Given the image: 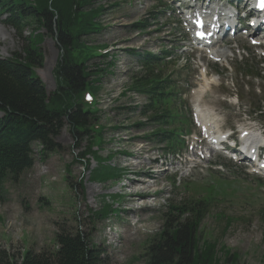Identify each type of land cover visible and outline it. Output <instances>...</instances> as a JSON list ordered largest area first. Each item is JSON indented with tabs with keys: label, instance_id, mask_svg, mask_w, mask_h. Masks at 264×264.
Listing matches in <instances>:
<instances>
[{
	"label": "rangeland",
	"instance_id": "374dc122",
	"mask_svg": "<svg viewBox=\"0 0 264 264\" xmlns=\"http://www.w3.org/2000/svg\"><path fill=\"white\" fill-rule=\"evenodd\" d=\"M84 1L87 4L81 7L64 0V7L79 15L99 10L93 19L98 28L81 32L76 45L90 74L87 91L79 101L94 110L91 128L80 135L79 150H75L76 141L67 127L55 139L60 151L47 153L38 143L32 145L33 167L20 176L18 198L7 196L0 204V248L17 256L28 251L55 252L56 234L76 229L88 233L90 244L104 251L108 264H149V249L165 232L168 207L207 201L194 255L206 248L212 251L215 264H264V193L255 183L221 179L211 173L188 189H174L166 170H175L177 161L167 158V163H173L171 168L149 162L153 155L149 152L161 149V144L146 138L152 128L139 126L148 125L140 117L146 100L126 90L138 67L125 51L168 50L179 34L169 27L149 36L133 29L155 9L154 0ZM36 3L34 0L32 5ZM162 21L165 19L159 25ZM31 34L42 35L41 42L35 44L43 64L33 69V74L47 94H53L58 84L55 68L62 52L44 29L34 33L29 29L20 37L0 25V57L20 53ZM178 65L182 62L168 66L165 73L179 69ZM201 85L196 70L191 79L192 99ZM101 167H109L118 178L109 179L110 174H102ZM156 170L160 173L149 175ZM208 187L214 190L210 192Z\"/></svg>",
	"mask_w": 264,
	"mask_h": 264
},
{
	"label": "trees",
	"instance_id": "16d2710c",
	"mask_svg": "<svg viewBox=\"0 0 264 264\" xmlns=\"http://www.w3.org/2000/svg\"><path fill=\"white\" fill-rule=\"evenodd\" d=\"M73 4L82 7L87 3L73 0ZM0 6L11 9L12 23L9 26L18 36L22 37V32L29 29L32 33L44 29L62 52L55 68L58 84L53 94H47L33 74V69L43 64L35 44L37 40L41 42L42 35H28L20 53H13L5 61L0 60V113L5 116L0 124V174L18 177L33 167V144L38 143L47 153L60 151L55 139L67 127L76 141L75 150H79L80 135L88 133L91 128L94 110L87 107L82 99L79 101L87 91L90 74L82 65V55L76 45L81 32L89 33L98 28L93 19L98 17L94 12L99 10L81 15L69 13L64 0H37L35 7L26 0H8ZM145 28L144 21L133 25V29L140 32ZM149 65L140 67L132 75L126 90L146 97L147 103L142 106L140 117L147 123L171 126L172 113L168 106L164 108V105H171V101L165 97L164 85L160 83L168 78L163 76L160 64ZM139 126L145 127L144 124ZM160 131L154 132L155 137L161 136ZM101 171L102 174H110L109 179L118 178L109 167H101ZM207 208V201L170 205L164 215L167 219L165 232L149 249V264H215L210 249L205 248L194 255L199 227ZM89 239L88 233L62 229L55 236V252L28 251L17 256L0 248V264H108L103 258L104 251L92 246Z\"/></svg>",
	"mask_w": 264,
	"mask_h": 264
},
{
	"label": "bare ground",
	"instance_id": "6f19581e",
	"mask_svg": "<svg viewBox=\"0 0 264 264\" xmlns=\"http://www.w3.org/2000/svg\"><path fill=\"white\" fill-rule=\"evenodd\" d=\"M199 90V89H198ZM141 165V164H140ZM147 172V171H146ZM132 174V173H131ZM134 175H135V173H134ZM139 180V179H138ZM137 181V180H136ZM158 182V181H157ZM139 183V182H138ZM131 184H132V182H131ZM142 184V183H141ZM158 184V183H157ZM139 186V185H138ZM152 186V185H151ZM154 186V185H153ZM148 187H149V185H148ZM136 188V187H135ZM134 188V189H135ZM145 188V187H144ZM150 189V188H149ZM148 189V190H149ZM142 190H144V189H142ZM143 191H141V193H142ZM138 194V193H137ZM139 195V194H138ZM129 196V195H128ZM137 196V195H136ZM131 197V196H130ZM133 197V196H132ZM135 197V196H134ZM138 197V196H137ZM132 202H129V204H131Z\"/></svg>",
	"mask_w": 264,
	"mask_h": 264
},
{
	"label": "snow or ice",
	"instance_id": "6c2138e0",
	"mask_svg": "<svg viewBox=\"0 0 264 264\" xmlns=\"http://www.w3.org/2000/svg\"><path fill=\"white\" fill-rule=\"evenodd\" d=\"M261 7H264V3L261 4Z\"/></svg>",
	"mask_w": 264,
	"mask_h": 264
}]
</instances>
